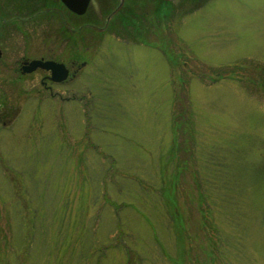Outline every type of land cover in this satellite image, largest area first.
<instances>
[{"label": "rangeland", "instance_id": "obj_1", "mask_svg": "<svg viewBox=\"0 0 264 264\" xmlns=\"http://www.w3.org/2000/svg\"><path fill=\"white\" fill-rule=\"evenodd\" d=\"M139 2L64 99L6 85L0 264H264V0Z\"/></svg>", "mask_w": 264, "mask_h": 264}, {"label": "flooded vegetation", "instance_id": "obj_2", "mask_svg": "<svg viewBox=\"0 0 264 264\" xmlns=\"http://www.w3.org/2000/svg\"><path fill=\"white\" fill-rule=\"evenodd\" d=\"M156 1L160 5L167 0ZM138 5L143 4L139 0H88L79 14L69 11L59 0H0V115L7 86L8 90H42L62 98L67 83H77L86 66L85 35L79 29L91 27L101 32L108 27L109 37H117L133 20L143 16L134 10ZM35 59L60 64L65 77L53 80L57 70L51 74L50 69L40 66L24 71L27 62Z\"/></svg>", "mask_w": 264, "mask_h": 264}, {"label": "water", "instance_id": "obj_3", "mask_svg": "<svg viewBox=\"0 0 264 264\" xmlns=\"http://www.w3.org/2000/svg\"><path fill=\"white\" fill-rule=\"evenodd\" d=\"M62 4H65L68 7V10L71 12L79 13L81 14L83 9L87 5L88 0H59ZM165 1V0H164ZM35 66H40L42 69H50L51 74L55 73L57 70L56 77L52 78L53 80H59L64 75V69H62V66L60 64H54L50 60L40 61L39 59L31 60L27 62V65L24 68V71L32 70L35 68Z\"/></svg>", "mask_w": 264, "mask_h": 264}]
</instances>
